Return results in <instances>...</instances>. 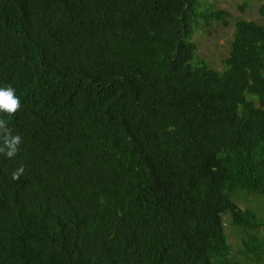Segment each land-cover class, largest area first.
I'll return each mask as SVG.
<instances>
[{
  "label": "trees",
  "instance_id": "16d2710c",
  "mask_svg": "<svg viewBox=\"0 0 264 264\" xmlns=\"http://www.w3.org/2000/svg\"><path fill=\"white\" fill-rule=\"evenodd\" d=\"M228 17L0 0V86L22 100L0 119L23 136L0 155V264H264V218L236 201L264 199V24L235 23L223 70L192 42Z\"/></svg>",
  "mask_w": 264,
  "mask_h": 264
},
{
  "label": "rangeland",
  "instance_id": "374dc122",
  "mask_svg": "<svg viewBox=\"0 0 264 264\" xmlns=\"http://www.w3.org/2000/svg\"><path fill=\"white\" fill-rule=\"evenodd\" d=\"M201 1L204 5L215 7L217 10H224L229 13L227 25L220 22H213L212 26L208 28H198L192 36V42L197 47V58L212 69L223 70V62L229 56L230 46L235 32V23L239 20H248L264 24V14L260 11L264 6V0ZM236 201L240 208H251L264 218L262 211L264 199L251 196L246 201L245 198L240 196V198L237 197ZM228 219L230 220L229 215H223L229 242L234 252H237L240 245V238L228 222ZM260 234L264 235V230Z\"/></svg>",
  "mask_w": 264,
  "mask_h": 264
},
{
  "label": "clouds",
  "instance_id": "9594fccd",
  "mask_svg": "<svg viewBox=\"0 0 264 264\" xmlns=\"http://www.w3.org/2000/svg\"><path fill=\"white\" fill-rule=\"evenodd\" d=\"M21 108L22 100L17 94L16 88L11 84L0 86V113L12 115ZM22 143L23 136L12 130L7 120L0 119V155L9 159L16 157L20 152ZM24 171L23 166L18 167L12 171L11 178L19 179Z\"/></svg>",
  "mask_w": 264,
  "mask_h": 264
}]
</instances>
